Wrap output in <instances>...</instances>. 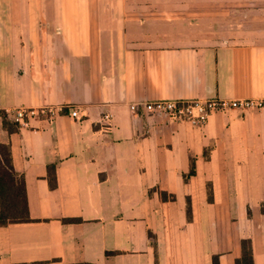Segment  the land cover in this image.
Returning a JSON list of instances; mask_svg holds the SVG:
<instances>
[{
    "label": "crops",
    "instance_id": "1",
    "mask_svg": "<svg viewBox=\"0 0 264 264\" xmlns=\"http://www.w3.org/2000/svg\"><path fill=\"white\" fill-rule=\"evenodd\" d=\"M193 98L264 100V0H0L29 218L0 225V264H235L241 239L264 264V107L200 127L129 108Z\"/></svg>",
    "mask_w": 264,
    "mask_h": 264
},
{
    "label": "built area",
    "instance_id": "2",
    "mask_svg": "<svg viewBox=\"0 0 264 264\" xmlns=\"http://www.w3.org/2000/svg\"><path fill=\"white\" fill-rule=\"evenodd\" d=\"M264 107L262 99H155L146 101L131 102L129 108L131 112L138 113L140 110L163 115L170 121H186L192 126L200 127L204 125L209 116L216 112H227L231 109H260ZM55 109L48 106L37 108H16L9 112L12 122L18 126L26 125L28 119L46 114L53 116ZM71 117L78 118L77 110L69 111ZM107 117V116H105Z\"/></svg>",
    "mask_w": 264,
    "mask_h": 264
},
{
    "label": "trees",
    "instance_id": "3",
    "mask_svg": "<svg viewBox=\"0 0 264 264\" xmlns=\"http://www.w3.org/2000/svg\"><path fill=\"white\" fill-rule=\"evenodd\" d=\"M2 118L3 126L8 132L18 128L16 123L7 120L6 114ZM50 183L54 186L53 179ZM162 197L167 196L162 193ZM28 220L24 181L14 171L9 144L0 142V225ZM212 264H219L216 255L212 257ZM235 264H253L250 239L240 240V254L235 259Z\"/></svg>",
    "mask_w": 264,
    "mask_h": 264
},
{
    "label": "rangeland",
    "instance_id": "4",
    "mask_svg": "<svg viewBox=\"0 0 264 264\" xmlns=\"http://www.w3.org/2000/svg\"><path fill=\"white\" fill-rule=\"evenodd\" d=\"M199 18V20H200V25H204V28H206L205 26H206V24L205 23H207V21H209V24H210V26H212V16H209V17H206V16H204V17H198ZM198 18H195L194 20H193V22H195V21H197L196 19H198ZM220 18V17H219ZM221 18H224V17H221ZM210 28V27H209ZM207 33H210V31H209V29L207 30V32H206V34Z\"/></svg>",
    "mask_w": 264,
    "mask_h": 264
}]
</instances>
